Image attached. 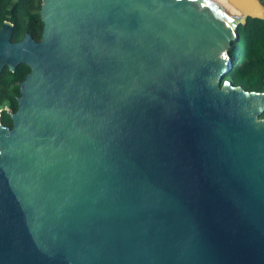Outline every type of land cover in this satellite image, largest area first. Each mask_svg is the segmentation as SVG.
Wrapping results in <instances>:
<instances>
[{"label":"water","instance_id":"water-1","mask_svg":"<svg viewBox=\"0 0 264 264\" xmlns=\"http://www.w3.org/2000/svg\"><path fill=\"white\" fill-rule=\"evenodd\" d=\"M43 0L0 26V264H264V91L226 78L264 0ZM238 13V14H236ZM229 53V52H228Z\"/></svg>","mask_w":264,"mask_h":264},{"label":"trees","instance_id":"trees-1","mask_svg":"<svg viewBox=\"0 0 264 264\" xmlns=\"http://www.w3.org/2000/svg\"><path fill=\"white\" fill-rule=\"evenodd\" d=\"M6 1L10 2L11 0ZM32 7L33 0H16L15 5L11 9L6 10L7 14H10L9 20L15 23L13 34L15 40L22 39L27 32L31 33L35 38L41 39L43 22L40 16L35 17L30 13ZM20 9H23L27 15V22L24 30H21L20 28ZM256 21L264 22L263 19L251 17L244 26H248ZM252 29L253 28L250 27L249 31L247 30L248 32H239V39L232 42V46L229 48V55L233 56L234 61L237 62V66H233L231 72L226 75V78H232L236 84L243 85L248 90L264 91V62H262L261 68H258L254 65L255 63L252 61H246L244 58V56L248 54L253 41L252 32H250ZM29 70L30 68L26 64L18 65L15 71L17 79H24ZM234 71H236V75H234ZM7 124L11 125V123Z\"/></svg>","mask_w":264,"mask_h":264},{"label":"rangeland","instance_id":"rangeland-1","mask_svg":"<svg viewBox=\"0 0 264 264\" xmlns=\"http://www.w3.org/2000/svg\"><path fill=\"white\" fill-rule=\"evenodd\" d=\"M42 2L43 0H33V7L30 9V13L33 16H40V7ZM15 3L16 0H11L10 2H7L6 0H0V26L5 20H9L10 14H7L6 10L11 9ZM19 16L21 23L20 28L21 30H24L26 27L27 15L23 9L19 10ZM250 18L251 17L248 19ZM248 19L245 24H247ZM245 24H240L238 30L240 33H245L247 30L249 31L250 27L253 28L252 31H250L252 32L251 34L253 41L248 54L244 56V58L246 61H252L255 63L254 65H256V67L261 68L262 62H264V22H252L248 26H244ZM228 52L227 54L229 56ZM233 66H237L236 61H234ZM15 71L5 67L0 74V121H2L4 124H12L11 113L16 111L18 108L17 98L20 96V83L23 79H17ZM234 75H236V71H234Z\"/></svg>","mask_w":264,"mask_h":264},{"label":"bare ground","instance_id":"bare-ground-1","mask_svg":"<svg viewBox=\"0 0 264 264\" xmlns=\"http://www.w3.org/2000/svg\"><path fill=\"white\" fill-rule=\"evenodd\" d=\"M218 2L226 5L230 10L235 11L225 0H217ZM238 14V13H236Z\"/></svg>","mask_w":264,"mask_h":264},{"label":"flooded vegetation","instance_id":"flooded-vegetation-1","mask_svg":"<svg viewBox=\"0 0 264 264\" xmlns=\"http://www.w3.org/2000/svg\"><path fill=\"white\" fill-rule=\"evenodd\" d=\"M2 122V121H1ZM3 123V122H2Z\"/></svg>","mask_w":264,"mask_h":264}]
</instances>
